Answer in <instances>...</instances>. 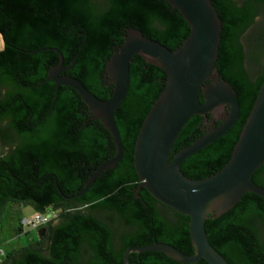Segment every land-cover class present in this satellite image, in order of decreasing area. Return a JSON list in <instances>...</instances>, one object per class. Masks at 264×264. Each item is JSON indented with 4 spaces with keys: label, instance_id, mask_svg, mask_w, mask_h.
<instances>
[{
    "label": "trees",
    "instance_id": "16d2710c",
    "mask_svg": "<svg viewBox=\"0 0 264 264\" xmlns=\"http://www.w3.org/2000/svg\"><path fill=\"white\" fill-rule=\"evenodd\" d=\"M212 1L223 26L216 67L235 88L241 110L224 137L182 165L181 171L192 180L213 176L230 161L264 83V0ZM129 29L141 30L172 51L190 34L181 14L163 0H0L5 44L0 51V142L10 147L0 157V216L9 203L31 206L41 214L61 211L56 225L52 221L40 229L36 246L6 254L0 264H123L128 249L156 242L194 254L190 218L145 189L137 196L134 148L166 86L163 71L141 57L133 59L130 90L115 114L123 158L78 198L73 197L95 171L115 157V145L70 88H60L48 115L56 86L46 79L59 63L56 50L63 54L65 66L76 62L65 75L107 100L113 86L105 75L106 64ZM204 121L196 116L188 123L171 159L203 136ZM253 179L264 188V167ZM206 232L230 264H264V199L246 194L230 212L210 216ZM130 262L178 264L161 253L131 254Z\"/></svg>",
    "mask_w": 264,
    "mask_h": 264
},
{
    "label": "water",
    "instance_id": "95a60500",
    "mask_svg": "<svg viewBox=\"0 0 264 264\" xmlns=\"http://www.w3.org/2000/svg\"><path fill=\"white\" fill-rule=\"evenodd\" d=\"M163 1L180 13L190 28L180 47L172 51L145 37L139 29L127 30L124 43L114 49L106 64L105 75L113 86L112 96L107 100L95 96L78 79L65 75L76 62L65 66L63 54L56 50L59 63L49 69L46 79L56 86L48 115L55 107L60 88H70L86 105L92 119L107 129L115 145V157L95 171L83 191L73 197L78 198L88 192L103 172L115 169L123 158L124 146L115 114L130 90L133 59L141 57L163 71L166 86L143 122L134 148V166L140 182L137 196L145 189L164 206L190 218L194 254L187 255L172 245L156 242L128 249L123 264H131V254L144 253H161L178 264H198L202 260L208 264H230L210 244L206 222L210 216L216 219L230 212L246 194L264 199V188L253 179L264 167V83L226 166L203 180L186 177L182 165L224 137L238 122L241 108L235 88L221 77L216 67L223 26L213 1ZM196 116L204 120L214 118L219 125L180 149L171 159L183 129Z\"/></svg>",
    "mask_w": 264,
    "mask_h": 264
},
{
    "label": "rangeland",
    "instance_id": "374dc122",
    "mask_svg": "<svg viewBox=\"0 0 264 264\" xmlns=\"http://www.w3.org/2000/svg\"><path fill=\"white\" fill-rule=\"evenodd\" d=\"M4 47L5 44L0 35V51ZM9 150V146H4L0 142V157ZM35 213L31 206L8 204L0 216V250L9 254L37 245L40 239V230H33L24 224V221L29 220ZM47 247L48 242L46 241L45 251H47Z\"/></svg>",
    "mask_w": 264,
    "mask_h": 264
},
{
    "label": "built area",
    "instance_id": "2783aa9c",
    "mask_svg": "<svg viewBox=\"0 0 264 264\" xmlns=\"http://www.w3.org/2000/svg\"><path fill=\"white\" fill-rule=\"evenodd\" d=\"M60 213L61 211L54 210H50L47 214L35 213L29 220H25L24 224L33 230H40L50 222L57 220ZM5 258L6 253L0 250V263H2Z\"/></svg>",
    "mask_w": 264,
    "mask_h": 264
},
{
    "label": "flooded vegetation",
    "instance_id": "af4514ba",
    "mask_svg": "<svg viewBox=\"0 0 264 264\" xmlns=\"http://www.w3.org/2000/svg\"><path fill=\"white\" fill-rule=\"evenodd\" d=\"M4 93H6V90L4 91ZM30 121H29V123H30ZM5 124L6 123H4L3 125H5ZM215 125H219V122H217V120H215L214 118H209V119L205 120L203 123V128H202L203 135H204V133L212 130L215 127ZM53 223H54V225H56L58 223V219L53 221Z\"/></svg>",
    "mask_w": 264,
    "mask_h": 264
}]
</instances>
